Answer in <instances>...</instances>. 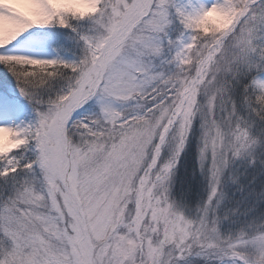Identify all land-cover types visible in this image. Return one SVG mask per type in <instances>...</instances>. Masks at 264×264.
Segmentation results:
<instances>
[{
	"label": "snow or ice",
	"instance_id": "1",
	"mask_svg": "<svg viewBox=\"0 0 264 264\" xmlns=\"http://www.w3.org/2000/svg\"><path fill=\"white\" fill-rule=\"evenodd\" d=\"M0 68V264H264V228L210 207L264 136V0H0ZM197 122L191 219L169 187Z\"/></svg>",
	"mask_w": 264,
	"mask_h": 264
},
{
	"label": "trees",
	"instance_id": "2",
	"mask_svg": "<svg viewBox=\"0 0 264 264\" xmlns=\"http://www.w3.org/2000/svg\"><path fill=\"white\" fill-rule=\"evenodd\" d=\"M250 119L255 122L253 133L255 135H260V129L264 128V122L254 116L250 117ZM193 136L195 138L194 134ZM257 147L254 155L249 156L246 159H241L239 162L235 163L236 165H234L232 169L233 173L236 175L237 181L235 185L230 188V194L227 196L230 218H227L225 223H229L230 225L225 226V223H221V227H219L222 232L223 229H225V234L230 231L235 232L243 225H246L249 221L247 219L248 213L251 216L257 212L258 217L260 218L256 225L258 228H264V136H261ZM193 156L194 155H192V158ZM253 158L255 162L250 163V160ZM176 178L178 183L177 189H180L181 191V199L183 200L184 205L190 207L191 210L194 211L193 213H196V210H198V195L202 190V185H200L198 180V172L195 163L190 157H188V155L184 156L180 162ZM198 184L200 185V188ZM235 192L237 194H234ZM240 194L250 195L245 198L244 202H241L242 195ZM229 201H231L232 204H230ZM237 203V208L233 210V206ZM245 203L247 208L243 207V204ZM251 203L255 205L256 208L252 209L250 207ZM217 216L220 218L225 217V207L219 211Z\"/></svg>",
	"mask_w": 264,
	"mask_h": 264
},
{
	"label": "rangeland",
	"instance_id": "3",
	"mask_svg": "<svg viewBox=\"0 0 264 264\" xmlns=\"http://www.w3.org/2000/svg\"><path fill=\"white\" fill-rule=\"evenodd\" d=\"M36 31H47V30H36ZM25 35H27V34H25ZM0 85H2L5 88H12V89L15 88V81L2 68H0ZM16 94L19 95L18 93H16ZM194 135H195V138H194V136L190 137V139H189V141H188V143L184 149V152L187 151L188 157H190L194 161L197 172H198V180H199V183L202 185V190H201L200 194L198 195V200H197L198 210H196V213H193L194 211H192L190 207L185 206L183 200L181 199V197H182L181 191H180V189H177L178 183L176 180V172H177L178 166L180 164V159L183 157V155H181V157L179 159V163L176 165V168L174 169L172 178L170 180L169 196H170L171 202H173L174 207L177 211L181 212L183 215H185L188 218L198 219L199 215H200V209H202L206 205V203L208 202V199H209V196L211 193V181H210V175L208 172V166L205 165L202 169L200 166L199 160H198V145H199L198 122H197V125L194 127ZM257 148L258 147L256 145L251 150L250 155L246 154L240 158L232 160L229 167L224 171L222 179H221V183L219 186L218 194H217L216 198L213 199L212 205L210 206V207L215 208V215H217L219 213V211H221L222 208L225 207V216L228 219L230 218L229 212H227V208H228L227 196L230 194V188H232L237 181L236 175L233 173L232 169H233L234 165H236L235 163L239 162L241 159H243V158L246 159L249 156L254 155ZM192 152H193V154H192ZM192 155H194L193 158H192ZM234 194H237V193L235 192ZM240 195H242V194H240ZM248 195H250V194H243L241 202H244L245 198ZM229 202H230V204H232L231 201H229ZM238 202L241 203L240 201H238ZM237 206H238V203L236 205H234L232 209L233 210L236 209ZM243 207L247 208L246 203L243 204ZM250 207L252 209L256 208V206L253 205L252 203L250 204ZM241 209H242V206H241ZM259 218L260 217H258L257 212L251 216L248 213L247 219L249 221L247 222L246 225H243L241 228H248L249 226H251L252 228H258L256 224L259 221ZM226 220L227 219H224V217H221L220 224L225 223ZM220 224H219V227H221ZM229 225H230L229 223H225V226H229ZM241 228H239V229H241ZM220 231L222 232L221 229H220ZM230 232H232V231H230ZM230 232H228V233H230ZM222 233L225 234V229H223ZM228 233H226V234H228ZM200 264H203V262H200ZM213 264H214V262H213Z\"/></svg>",
	"mask_w": 264,
	"mask_h": 264
},
{
	"label": "clouds",
	"instance_id": "4",
	"mask_svg": "<svg viewBox=\"0 0 264 264\" xmlns=\"http://www.w3.org/2000/svg\"><path fill=\"white\" fill-rule=\"evenodd\" d=\"M210 17L214 18V23L218 24V25H222L224 23V20L220 17H216V15L214 13H210L209 14Z\"/></svg>",
	"mask_w": 264,
	"mask_h": 264
},
{
	"label": "bare ground",
	"instance_id": "5",
	"mask_svg": "<svg viewBox=\"0 0 264 264\" xmlns=\"http://www.w3.org/2000/svg\"><path fill=\"white\" fill-rule=\"evenodd\" d=\"M26 103V102H25Z\"/></svg>",
	"mask_w": 264,
	"mask_h": 264
}]
</instances>
